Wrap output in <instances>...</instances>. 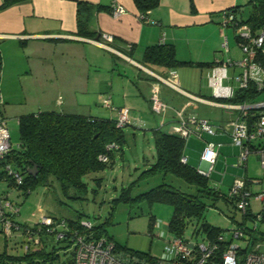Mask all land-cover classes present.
Returning a JSON list of instances; mask_svg holds the SVG:
<instances>
[{"label":"crops","instance_id":"0c3cea01","mask_svg":"<svg viewBox=\"0 0 264 264\" xmlns=\"http://www.w3.org/2000/svg\"><path fill=\"white\" fill-rule=\"evenodd\" d=\"M248 1L159 0L155 8L147 11L146 18L133 0H28L0 9V114L7 119L14 117L17 122L23 114L51 110L116 119L117 109L127 107L130 123L140 124L147 121L144 107L151 110V88L159 83V96L167 110L159 118L160 127L153 131L171 128L169 132H173L191 115L214 124L234 118L236 109L212 104L230 98L215 97L210 78L215 60H238L243 56L234 29L221 24V14L241 6L243 12L238 16L244 18ZM78 2L104 7L90 17V28L96 32L93 39L76 35ZM112 3L123 7L118 16L109 11ZM99 33L114 38L109 45L115 51L97 43ZM154 44L172 45L176 59L187 63L144 65V50ZM239 71L227 66L221 85L236 92L239 88L231 77ZM171 73L176 74L181 89L197 98L161 84L154 75L165 78ZM105 98L110 100V106L103 104ZM213 109L223 111L214 114ZM192 135L185 138L184 155L188 164L195 167L198 162V170L209 167L201 159L207 142L218 147L211 171L223 143L229 142L232 150L236 147L227 132L195 135L202 141L191 140ZM188 146L198 151L188 150ZM236 158L235 164L241 166L238 155ZM153 160L142 157L146 167Z\"/></svg>","mask_w":264,"mask_h":264},{"label":"trees","instance_id":"16d2710c","mask_svg":"<svg viewBox=\"0 0 264 264\" xmlns=\"http://www.w3.org/2000/svg\"><path fill=\"white\" fill-rule=\"evenodd\" d=\"M26 1L28 0H2L0 9ZM133 2L140 14L146 18L147 11L155 8L159 0H133ZM247 8V14L244 18L238 16L243 12L241 6L227 10L237 14L236 17L241 23L247 24L253 32H256L264 27V0H249ZM100 9H104V7L78 2L76 35L95 38L96 32L90 28V17L94 11ZM109 11H111L110 8ZM97 39L101 40L100 37ZM236 39L239 40L237 34ZM256 58L264 64V53L258 51ZM142 63L144 65L176 66L187 62L176 59L172 45L154 44L145 48ZM262 93L264 90H257L255 84L251 83L248 88L238 89L232 98L217 101L233 104L252 102L257 100ZM256 114V110H251L249 119L254 118ZM17 125L20 148L8 153L0 165L9 163L15 171L19 172L22 176V182L16 186V190L18 193L23 192L25 197L38 186H53L54 182H57L63 195L73 199L82 198L87 191V182L84 181V177L112 167L115 161V153L122 151V145L125 141L123 128L117 126L116 119H100L51 110L23 114L19 116ZM111 142L117 143L119 149L106 151V145ZM153 142L155 158L141 171L138 179H147L155 175H160L164 179L167 174H171L183 180L190 188L194 187L195 191H180L164 180L135 196L131 195V186L123 187L119 195L112 199L113 204L110 207L109 216L113 214L115 204L118 201H127L131 206L142 201L169 203L173 206V211L167 227L173 234L182 236L187 226V219H197L203 214L206 207L203 198L211 199L213 204L219 199L225 203H233V200L227 198L225 193L209 183V176L202 174L196 167L187 162L181 161V157L184 155L185 138L174 131L158 129L153 131ZM102 153L108 155L106 162L98 159ZM0 177L6 186L13 187L15 185L12 177L7 175L3 168H0ZM95 179L100 181L101 178L96 177ZM70 190H73V195L69 194ZM1 191L4 190L1 189ZM109 216L104 223L108 221ZM64 219L66 230L63 239L55 242L52 236L45 235L42 238L41 248L23 253L21 256L11 255L4 250L0 252V264H15L16 260L32 259L36 255L52 261L58 258L57 245L61 242L64 243L62 247L66 251L64 259L60 260L58 264H73V239L77 234L85 238L103 235L114 241L105 233L104 223L93 224L90 220L83 218L81 213ZM84 220L91 222L90 229L81 224ZM154 221L155 219L150 215L148 230L150 234ZM201 229L204 236L210 238L222 231L221 228L206 222H202ZM114 243L120 249L153 260L149 251H133L120 247L115 241Z\"/></svg>","mask_w":264,"mask_h":264},{"label":"built area","instance_id":"2783aa9c","mask_svg":"<svg viewBox=\"0 0 264 264\" xmlns=\"http://www.w3.org/2000/svg\"><path fill=\"white\" fill-rule=\"evenodd\" d=\"M122 12L123 7L120 4L112 3L110 13L113 16H118ZM236 15L230 10L222 12L221 24L231 26L235 34L239 36L237 41L243 56L238 60H215L210 83L213 86V95L217 98H231L235 94L230 86L221 85L222 77H226L227 66L240 69L231 77L237 83V88L245 89L253 83L257 90H264V64L256 58L258 51L264 53V27L253 32L247 24L241 23ZM113 41L114 38L110 34L101 33V40H97V43L115 51L109 45ZM154 75L161 84L187 96L197 98L180 88L175 73H171L169 77L165 78ZM158 85L160 84L152 86L150 94L151 110L155 113H161L166 109V104L160 99ZM103 104L110 106V100L105 98ZM212 104L236 109L238 113L234 118L218 124L191 115L187 120H182L180 125L175 126L173 131L183 138L190 134L201 137L204 133L213 135L218 132H227L230 134L232 142L239 147V165L246 167L249 154L256 153L264 167V98L239 104L219 102H212ZM251 110H256L257 114L250 120ZM129 122V109L127 107L118 108L117 126L123 128ZM19 148V143L16 148L12 146L8 119L0 114V163L8 153ZM105 148L108 152L116 151L119 149V145L111 142ZM217 154V145L214 142H207L201 159L206 161L209 167L208 170L199 169L202 174L209 176L211 165ZM98 159L106 162L108 160L107 153L100 154ZM181 161L186 162L185 155L181 157ZM0 168H3L5 173L12 177L15 185L10 188L16 189V186L22 182L19 172L15 171L9 163L1 164ZM0 180H2L1 177ZM257 183L259 181L253 178H235L228 193L225 194L227 198L233 200L232 205L243 216L239 225L230 230L228 238L221 231L212 238L204 236L201 240H193L184 235L177 236L167 227L165 232L159 230L155 234L151 233L152 236L161 238L163 245L160 254H151L153 260H148L131 251L118 248L114 241L103 235L85 238L77 234L73 239V264H264V231L257 228V222L264 221V188L253 191L252 186ZM19 194L20 196L24 195L23 192ZM251 200L259 204L258 210L252 209ZM19 213V203L10 199L9 191L4 192L0 189V233L4 237L5 243L8 244L11 237L19 238L23 253H27L41 248L42 238L45 235L52 236L55 242L64 238L66 230L64 218L51 217L41 213L34 222L28 223L17 219ZM81 224L87 229L91 227V222L88 220L82 221ZM159 226L160 222L155 220L153 229ZM256 233L260 234L262 241L257 240Z\"/></svg>","mask_w":264,"mask_h":264},{"label":"rangeland","instance_id":"374dc122","mask_svg":"<svg viewBox=\"0 0 264 264\" xmlns=\"http://www.w3.org/2000/svg\"><path fill=\"white\" fill-rule=\"evenodd\" d=\"M228 72L231 74L230 68ZM188 76L194 79V76ZM15 92L19 93V90ZM17 108L15 107V109ZM144 108L143 116L147 119L146 122L132 124L134 121L130 123V118L129 124L123 127L125 137L122 145L123 154L115 153V161L112 167L84 177V181L87 182V191L83 194L82 198L73 199L63 195L57 182H54L53 186H38L27 197L23 198L18 195L16 189L6 186L4 181L0 180V188L4 191H9L10 199L19 203L20 213L17 219L21 222L32 223L41 213L56 218L74 217L77 213H81L83 218L90 220L93 224H101L109 216L110 207L113 204L112 199L119 195L123 187L131 186V195L135 196L160 184L164 180L180 191L194 192V187L190 188L183 180L171 174H167L164 179L160 175L147 179H138L141 171L146 168L142 162V157L150 160L155 158L153 129L160 127L158 124L159 118L166 112L155 113L147 106ZM221 111L223 110L213 109L214 114ZM213 119L217 121L218 118ZM8 127L12 146L16 148L19 143L16 118H8ZM170 130L171 128L163 131ZM191 140L202 141L195 135L191 136ZM228 143H223L219 149L217 163L212 167L213 170L209 176V183L219 188L225 194L228 193L229 187L235 178L260 179L261 182L253 184L252 189L253 191H259L264 188V167L261 165L259 156L257 157L256 153H251L247 160L246 168L237 166L235 163L238 154L235 149H238V146L235 145V149L232 150V146ZM188 150L198 151L193 146L192 148L188 146ZM195 167H198V162L195 164ZM223 173L224 175L222 176ZM96 177L101 178L100 181H97ZM69 194L73 195V190H70ZM203 200L206 203L203 214L197 219H187L184 236L190 237L193 240H201L204 237L201 224L202 222H206L209 225L221 228L228 238L230 230L238 226L243 220L241 212L232 204L225 203L222 199L217 200L214 204L209 198L205 197ZM251 206L255 211L259 208V204L254 200H251ZM172 211L173 206L169 203H147L146 201H142L131 206L127 201H118L115 204L113 214L103 224L105 233L122 248L139 252L149 251L151 254L159 255L163 240L155 235L152 236L148 231L149 216H153L156 221L160 222L158 228L152 229V234H155L159 230L165 232ZM257 228L260 231H264V221L257 222ZM256 238L258 241H262L258 233H256ZM4 240V237L0 233V252L6 250L9 254L16 256L23 254L19 238L11 237L8 244ZM63 244L61 242L57 245L58 258L52 261L45 259L43 256L36 255L32 259H19L14 263L58 264L65 257L66 249L62 247Z\"/></svg>","mask_w":264,"mask_h":264}]
</instances>
